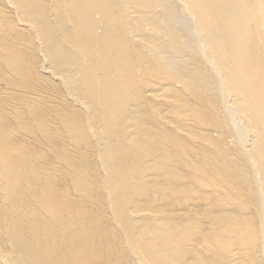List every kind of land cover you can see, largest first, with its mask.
Here are the masks:
<instances>
[{
  "label": "bare ground",
  "instance_id": "obj_1",
  "mask_svg": "<svg viewBox=\"0 0 264 264\" xmlns=\"http://www.w3.org/2000/svg\"><path fill=\"white\" fill-rule=\"evenodd\" d=\"M0 264H264V0H0Z\"/></svg>",
  "mask_w": 264,
  "mask_h": 264
}]
</instances>
